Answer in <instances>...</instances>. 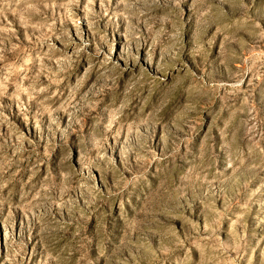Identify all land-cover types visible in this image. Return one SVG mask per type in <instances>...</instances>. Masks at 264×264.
Instances as JSON below:
<instances>
[{"label": "rangeland", "instance_id": "rangeland-1", "mask_svg": "<svg viewBox=\"0 0 264 264\" xmlns=\"http://www.w3.org/2000/svg\"><path fill=\"white\" fill-rule=\"evenodd\" d=\"M0 264H264V0H0Z\"/></svg>", "mask_w": 264, "mask_h": 264}]
</instances>
